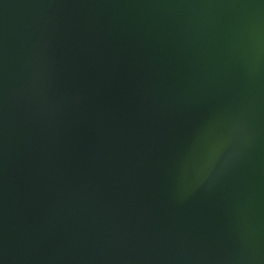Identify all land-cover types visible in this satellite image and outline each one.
<instances>
[{"label":"water","instance_id":"obj_1","mask_svg":"<svg viewBox=\"0 0 264 264\" xmlns=\"http://www.w3.org/2000/svg\"><path fill=\"white\" fill-rule=\"evenodd\" d=\"M250 226L264 0H0V264H235Z\"/></svg>","mask_w":264,"mask_h":264},{"label":"clouds","instance_id":"obj_2","mask_svg":"<svg viewBox=\"0 0 264 264\" xmlns=\"http://www.w3.org/2000/svg\"><path fill=\"white\" fill-rule=\"evenodd\" d=\"M232 132L234 136L241 139L244 138L242 135L244 127L239 119L234 122ZM197 138H199V134ZM221 146L219 142H213L209 145L200 165L199 172L202 173L211 166ZM242 239L244 241V248L234 258L235 264H264V232L258 226H250L242 236Z\"/></svg>","mask_w":264,"mask_h":264}]
</instances>
